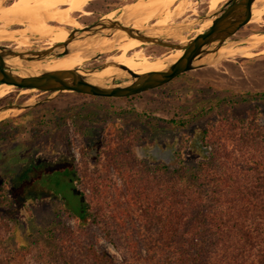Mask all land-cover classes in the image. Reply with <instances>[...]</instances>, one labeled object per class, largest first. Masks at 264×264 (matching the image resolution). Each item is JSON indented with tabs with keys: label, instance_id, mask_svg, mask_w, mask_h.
Masks as SVG:
<instances>
[{
	"label": "rangeland",
	"instance_id": "1",
	"mask_svg": "<svg viewBox=\"0 0 264 264\" xmlns=\"http://www.w3.org/2000/svg\"><path fill=\"white\" fill-rule=\"evenodd\" d=\"M14 1L4 0L3 5ZM127 1L99 0L89 6L91 16H73L82 25L108 14L118 17L129 4ZM190 1L194 13L188 12L177 24L206 15L212 3ZM227 1L220 0L218 7ZM263 19L264 14V22ZM154 22L149 21L147 26ZM263 22H249L247 29L238 34L241 38L235 37L229 43L264 35L260 26ZM4 23L1 21L0 27ZM24 26L35 27L28 23L8 25L5 30L15 36L0 39V44L39 49L53 43L41 35L21 33ZM22 41L26 47L18 46ZM248 46L237 43L234 47ZM152 49H157L150 53L152 57L166 51ZM263 49L264 46L235 50L233 53L247 55H227L184 79L142 93L129 104L67 92L33 109L0 117V264H93L91 245L105 250L118 264L124 261L121 253L138 248L144 251L149 245L148 236H141L148 234L137 231L140 220L147 219L140 209L146 207L147 200L137 186L164 180L165 168L181 171L200 164L203 168L208 160L201 162L181 154V162L175 165L153 163L142 159L137 147L145 145L149 136L173 138L174 121L182 116L198 119L196 115L202 113V108L197 107L199 112H194L196 105L187 101L197 94L210 100L201 122L211 146L210 155L225 150L224 147L231 151L234 141L241 143L246 134L264 143ZM120 54L118 50L111 53ZM128 55L137 66L161 64H149L146 54L137 57L130 51ZM93 62L96 61L89 60L85 67ZM209 84L214 87L208 89ZM21 91L14 87L0 98V107L33 104L51 96L37 90L23 94ZM144 136L147 138L142 142ZM92 139L98 143L94 150L85 143ZM52 230L59 241L54 240ZM149 236L152 240L158 238L156 232Z\"/></svg>",
	"mask_w": 264,
	"mask_h": 264
},
{
	"label": "trees",
	"instance_id": "2",
	"mask_svg": "<svg viewBox=\"0 0 264 264\" xmlns=\"http://www.w3.org/2000/svg\"><path fill=\"white\" fill-rule=\"evenodd\" d=\"M256 138L232 140L231 151H216L203 168H165L164 180L137 186L147 200L137 234H148L141 238L149 245L121 253L119 264H264V143ZM89 249L93 264H118Z\"/></svg>",
	"mask_w": 264,
	"mask_h": 264
},
{
	"label": "water",
	"instance_id": "3",
	"mask_svg": "<svg viewBox=\"0 0 264 264\" xmlns=\"http://www.w3.org/2000/svg\"><path fill=\"white\" fill-rule=\"evenodd\" d=\"M138 1L140 0L126 4L120 16L113 19L103 16L80 29L66 28V40L52 46L29 49L0 44V84L51 93L48 98L33 104H7L0 107V113L8 109L30 110L67 92L93 97L127 98L157 89L181 74L214 65L220 59L218 57L222 47L247 43L248 39L230 43L229 39L254 18L255 10L258 16L262 17L264 14V3H258L259 0H228L224 7L214 12L193 20L181 21L169 28H155L152 24L146 29H138L121 20L129 12V7H133ZM190 30L183 42H167L176 41L178 34L185 36ZM117 32L126 35L129 41L141 42L143 46L160 45L170 49L169 54L173 51H181L182 54L164 69L150 72L134 71L115 61H105L95 67L38 72L25 66L26 63H46L62 59L75 52H93L95 55L90 60L96 61L106 53L120 51V48L101 52L94 48H75L72 43L93 37H112Z\"/></svg>",
	"mask_w": 264,
	"mask_h": 264
},
{
	"label": "bare ground",
	"instance_id": "4",
	"mask_svg": "<svg viewBox=\"0 0 264 264\" xmlns=\"http://www.w3.org/2000/svg\"><path fill=\"white\" fill-rule=\"evenodd\" d=\"M99 0H15L8 6H4V0H0V22H5L0 27V39L13 38V32L6 31L5 28L11 24L24 25L26 23L35 27H27L19 30L21 33L29 32L31 35H41L52 40V46L56 43L63 42L68 36L66 28H82L83 25L74 18L75 13H79L82 17H89L91 13L88 8L92 2ZM220 0H212L209 12H214ZM258 3H264V0H259ZM256 3V5L258 4ZM128 9V7H127ZM256 9V6H255ZM188 12L194 13V8L190 0H149L143 2L138 1L133 7H129V12L125 14L121 20L138 29H146L147 23L155 20L153 26L155 28H169L182 18ZM116 16V15H115ZM105 18H114L113 14H108ZM264 20V19H263ZM262 17L258 16L257 10L254 11V18L250 23H262ZM50 23H55L58 26H51ZM37 25V26H36ZM64 27V28H62ZM205 28V27H204ZM204 30V29H202ZM23 36V35H22ZM186 38L181 34L176 37V42H183ZM21 40V39H20ZM23 41H25L23 39ZM21 42L19 47H26L27 43ZM19 42V41H18ZM247 44L250 47L264 46V35H251L248 37ZM75 48H94L101 52L109 51L115 47L120 48L119 56L106 53V61H115L125 64L134 71L150 72L162 70L167 64L176 61L182 54L181 51H173L164 56L157 57L153 60H146L149 64L161 63L160 65L137 66L133 58L128 53L136 48L143 46L141 42L129 41L128 37L122 33H115L112 37H93L72 43ZM248 46V47H249ZM48 47V46H47ZM234 46H224L219 52L220 59L227 55L246 56L247 53L234 52ZM264 52V49H263ZM92 53L75 52L62 59L51 60L46 63H26L25 66L33 71L54 70V69H72L84 68L85 64L94 56ZM137 57L145 56L143 51L135 52ZM21 64V63H19ZM13 85L0 84V98L13 90ZM28 93L34 92L35 89L24 90ZM23 91H21L22 93ZM28 100V102H30ZM25 104V103H24ZM18 111L17 109H8L0 113V117Z\"/></svg>",
	"mask_w": 264,
	"mask_h": 264
},
{
	"label": "flooded vegetation",
	"instance_id": "5",
	"mask_svg": "<svg viewBox=\"0 0 264 264\" xmlns=\"http://www.w3.org/2000/svg\"><path fill=\"white\" fill-rule=\"evenodd\" d=\"M122 1H124V0H122ZM132 1H134V0H128L127 2L130 3ZM227 2H225V4L221 7H224L227 4ZM218 8L219 7L217 5L216 9H218ZM95 21H93L87 25H91ZM87 25H83V26H87ZM260 26L264 28V22H263V25H260ZM245 29H247V28H245V26L242 27L229 40H232L235 37L241 38L240 36H238V34L241 33L242 31H245ZM186 34H188V33H186ZM167 42H170L173 44L178 43V42L169 41V40H167ZM155 47L163 48L166 51L161 55H157V53H156L157 56L152 57V56H150V53L154 54V52H157V49H152ZM249 48L250 47H243V48H238V49L234 48V51L235 50L245 51V50H248ZM138 51H143L146 54V56L148 57V59L168 55L169 52H171L170 49L163 47V46H160V45L141 46L139 48L132 50L131 52H138ZM105 61H106V57L103 55V56L99 57L96 60V62H93L95 64H92L90 67L99 66V65L103 64ZM191 72L192 71L181 74L178 77H176L174 80L184 79ZM171 82H169V83H171ZM166 85L167 84L163 85L162 87H164ZM209 85L210 86H208V89H212L214 87L212 84H209ZM159 88H161V87H159ZM18 90H22L23 91L22 94L28 93V92L24 91V89H18ZM139 95L127 97V98H105V99H110V100L112 99V100H115L117 103L129 104L132 102V100H134L135 97H137ZM84 96H86V95H84ZM89 97L94 98V99L103 98V97H93V96H89ZM210 99H212V97H210ZM187 101L189 102L190 105L191 104L196 105L195 106L196 109L194 112H199V109L197 107L202 108L201 109L202 113L200 115H198V113H197V115H196V117H198V119L193 120L194 117H191L190 119H188L187 116H182L181 119H179L177 121L175 120L174 121L175 133L173 134L174 136H172L173 138H170L166 135L165 136L158 135L155 137L149 136L148 142L145 145H141V146L137 147V150H138L139 154L142 156V159H148V161L153 162V163L154 162H162L164 164L168 163L167 165H175V164L180 163L181 162V159H180L181 154L185 158H193L194 157L196 160L201 161V162L207 161L209 159L210 154H211V146H210L208 139H207L206 129L203 128L205 126H203V124L201 122L204 118V115L207 114L206 113L207 109H205V108L208 106V104H209L208 102L210 100H205L204 97L201 98L197 94L196 96L193 97V99L191 98L190 100L188 99ZM213 107H214V104L210 105V108L208 107V109H212ZM204 109H205V111H204ZM185 114L191 115V114H193V112H191L189 114L186 112ZM187 119H188V121H187ZM145 136H146V134H145ZM145 136L142 138V140H141L142 142H145V139L147 138ZM183 136H186V137H183ZM85 143L88 147H90L93 150L98 145L96 139H92L88 143L87 142H85ZM91 154H93V152Z\"/></svg>",
	"mask_w": 264,
	"mask_h": 264
}]
</instances>
